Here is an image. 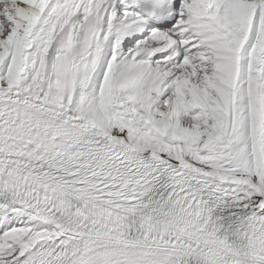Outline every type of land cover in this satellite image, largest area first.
Returning <instances> with one entry per match:
<instances>
[{"label":"snow or ice","instance_id":"obj_1","mask_svg":"<svg viewBox=\"0 0 264 264\" xmlns=\"http://www.w3.org/2000/svg\"><path fill=\"white\" fill-rule=\"evenodd\" d=\"M0 264H264V0H0Z\"/></svg>","mask_w":264,"mask_h":264}]
</instances>
